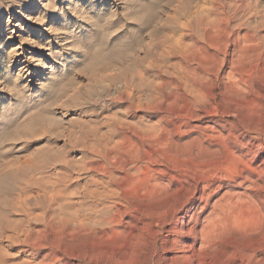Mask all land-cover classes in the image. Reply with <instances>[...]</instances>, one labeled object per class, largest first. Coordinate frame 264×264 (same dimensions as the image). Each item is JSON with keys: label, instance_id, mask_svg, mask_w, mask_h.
Here are the masks:
<instances>
[{"label": "rangeland", "instance_id": "obj_1", "mask_svg": "<svg viewBox=\"0 0 264 264\" xmlns=\"http://www.w3.org/2000/svg\"><path fill=\"white\" fill-rule=\"evenodd\" d=\"M197 168L204 247L168 250ZM0 264H264V0H0Z\"/></svg>", "mask_w": 264, "mask_h": 264}, {"label": "bare ground", "instance_id": "obj_2", "mask_svg": "<svg viewBox=\"0 0 264 264\" xmlns=\"http://www.w3.org/2000/svg\"><path fill=\"white\" fill-rule=\"evenodd\" d=\"M163 1V0H162ZM159 2V1H158ZM18 3V2H17ZM144 3V2H143ZM31 5V3L29 4ZM238 8L240 9H243L244 8V4L243 3H239L237 5ZM145 8V7H144ZM148 8V7H147ZM153 8V7H152ZM159 8H162V5L160 7L159 5ZM150 9V7H149ZM156 9V8H155ZM154 9V10H155ZM158 9V8H157ZM145 10V9H144ZM151 10V9H150ZM153 10V9H152ZM162 10V9H161ZM148 11V10H147ZM150 12V11H149ZM148 12V13H149ZM152 12V11H151ZM153 12H156V11H153ZM159 12V11H157ZM161 12V11H160ZM145 13V12H144ZM148 13H146L148 15ZM139 13H137L138 15ZM155 14V13H154ZM160 14V13H159ZM139 15H142V13L140 12ZM138 15V16H139ZM145 15V14H144ZM152 15V14H150ZM158 15V14H157ZM156 15V16H157ZM143 16V15H142ZM141 16V17H142ZM149 16V15H148ZM155 16V15H154ZM153 16V17H154ZM41 17V16H40ZM39 17V18H40ZM152 16L150 18H153ZM158 17H160L158 15ZM137 18V17H136ZM148 18V17H147ZM140 19V18H139ZM142 19V18H141ZM140 19V20H141ZM155 19V18H154ZM152 19V21L154 20ZM158 19V18H156ZM137 20V19H136ZM139 21V20H138ZM144 21V20H143ZM148 21V20H147ZM151 21V22H152ZM140 22V21H139ZM141 23V22H140ZM142 24V23H141ZM144 24V23H143ZM149 25V23H147ZM211 26V25H210ZM145 27V26H144ZM160 28V27H159ZM205 36H203V38L206 40L208 39L210 36V32H209V28L205 29ZM159 31V30H158ZM162 31V30H161ZM194 44H197L198 43V40H194ZM130 43V42H129ZM128 46V44H127ZM201 61H200V65H201V68L207 72V73H210L212 71V68L211 65L212 63H214L215 61H217V55L215 53H212V52H208L207 54L203 55L201 57ZM232 59H230L229 63H232L231 61ZM233 67L231 68V70L227 73V79L229 78H234V75H233ZM213 72L215 73V71L213 70ZM225 78V76L223 77ZM223 88L226 87L225 84H223L222 86ZM114 133L117 132L118 134H120V140L121 141H127V139L130 137V134L133 135V133H135L136 135L137 134H140V135H147L145 134L146 132L150 131V129H143L142 127H137V128H134L133 125H124V126H117V127H114ZM111 150L113 153H115L117 150L113 149L111 147ZM111 150H108V151H105L103 153H101L100 151H96L95 153L98 154V155H102V156H109L108 153L111 151ZM145 160V161H144ZM118 162H115L114 163V167L117 168V169H120V170H124L125 169V165H126V162L123 161V160H120L118 159L117 160ZM120 161H123V163H120ZM138 161L135 162V167L137 169H141L143 167V165H138L137 164ZM140 162H142L143 164H145L146 166H144V169H148V168H151V165L152 164H149V163H153L156 164L158 167L157 168H151L150 170H152L153 172H155L154 174H163L164 173V170L163 168H161V163L164 162L163 160V154L157 152V151H154V152H148V151H144L141 156H140ZM120 163V166L118 165ZM97 168V170H100L102 172H109L108 168H106L105 166H99V167H95ZM215 172L213 174H211V176L215 175H221L223 174V169H217V170H214ZM109 175H111L109 177V181L110 183H115L116 185V189L115 191L114 190H111V189H108L106 185H104L103 183H99L103 188L104 190L102 191H97L95 189H89L88 190V194L91 195L89 197L91 198H99V199H103V198H106V197H112L114 196V194H116L118 196V198H120L122 201L126 202L127 203V209L128 211L131 210V208H133V204L132 202L127 198L126 196V189H125V185H126V178L125 176L126 175H123V176H115L113 175L112 173H110ZM209 171H207L206 169L204 168H197V169H194L193 171L190 172L189 174V178L190 180H193L192 182L194 183V187H193V192L187 196L183 202L180 203L179 205V208L177 207V209L174 210V213L176 214L177 212L181 211L180 214H182V217H179V218H176V224L175 226L173 224L170 223V225L174 226L173 228L169 229V231L171 232V237L169 239H167L165 242L167 244V249L168 250H173L175 249L176 247L178 246H181L182 244H184V242H182V239H181V236L182 235H186L188 237H191L193 239H199L200 243L198 245V247H196V252H201V250L203 249V244L201 243V238L198 237V235L202 234L204 232V229L205 228H202L199 232H197L194 228L195 226L201 221L202 222V217H201V214L202 212L204 211V204L203 201H205L206 199V195H205V189L208 188V185H209ZM209 178V179H208ZM5 182V181H4ZM200 183V185H199ZM55 184V183H54ZM58 184V183H57ZM4 185V184H3ZM56 185V184H55ZM193 185V184H192ZM3 187V186H2ZM57 187V186H56ZM55 187V188H56ZM187 191V189H185ZM53 191V190H52ZM56 192H58L56 190ZM191 192V191H190ZM49 195V193H47ZM54 194V193H53ZM186 194V192H185ZM188 194V193H187ZM57 195V194H56ZM54 197V195H52ZM186 196V195H185ZM48 197V196H47ZM184 198V197H183ZM51 199V198H50ZM182 200V199H181ZM202 204V205H201ZM123 206V205H122ZM120 205V207H118L116 209V213L118 214H122L124 213V210L121 208L122 207ZM125 206V205H124ZM106 208V207H105ZM107 209V208H106ZM174 209V208H173ZM172 209V210H173ZM104 208L102 209H99L97 211L98 214L96 215H100L101 212H103ZM172 210H169L172 211ZM162 212V211H160ZM163 212H166V210H164ZM54 213V212H53ZM158 214V213H157ZM156 214V217L158 216ZM160 214V213H159ZM58 215V214H57ZM54 216V215H53ZM180 216V215H178ZM50 217V216H49ZM52 217V216H51ZM162 217V216H161ZM160 217V218H161ZM166 217H167V213H166ZM154 218V217H153ZM158 218V217H157ZM163 218V217H162ZM52 219V218H51ZM159 219V218H158ZM165 219V218H164ZM161 220V219H160ZM163 220V219H162ZM174 221V220H173ZM190 224V222H192ZM160 222V221H159ZM158 222V223H159ZM163 222V221H162ZM165 222V221H164ZM52 223V222H51ZM180 223V224H179ZM81 224V223H80ZM181 224H185L186 226V230L183 231V229L179 226ZM78 225V224H77ZM167 226V225H166ZM167 231V230H166ZM29 239V238H27ZM26 239V240H27ZM29 242V241H28ZM32 242V241H31ZM30 242V243H31ZM184 247V246H183ZM187 247H190V248H194V246L192 245H188ZM177 249V248H176Z\"/></svg>", "mask_w": 264, "mask_h": 264}]
</instances>
